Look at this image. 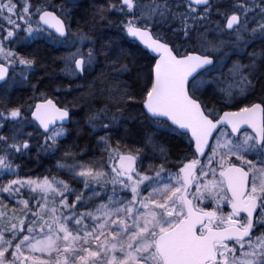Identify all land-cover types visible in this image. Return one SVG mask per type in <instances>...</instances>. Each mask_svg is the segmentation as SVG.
Wrapping results in <instances>:
<instances>
[{
  "label": "snow or ice",
  "instance_id": "1",
  "mask_svg": "<svg viewBox=\"0 0 264 264\" xmlns=\"http://www.w3.org/2000/svg\"><path fill=\"white\" fill-rule=\"evenodd\" d=\"M0 264H264V0H0Z\"/></svg>",
  "mask_w": 264,
  "mask_h": 264
}]
</instances>
